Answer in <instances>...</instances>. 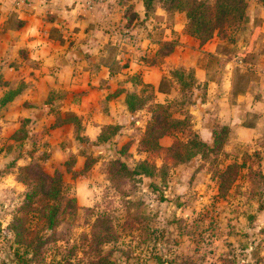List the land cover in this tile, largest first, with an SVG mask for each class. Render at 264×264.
<instances>
[{
  "label": "rangeland",
  "instance_id": "374dc122",
  "mask_svg": "<svg viewBox=\"0 0 264 264\" xmlns=\"http://www.w3.org/2000/svg\"><path fill=\"white\" fill-rule=\"evenodd\" d=\"M205 1L212 4L215 0ZM246 2V21L227 27L224 38L215 35L207 45H224L227 55L218 51L220 56L205 53L202 64L207 67V75L200 78L192 93L185 98L176 91L166 99L174 105V111L179 108L188 114L190 121L191 127L185 133H175L176 139L186 142L195 133L201 140L208 139L212 147L213 131L217 133L218 144L207 157L197 155L180 164L163 152H139L144 131L132 117L127 118L131 122L129 130L118 132L114 126L109 127L99 142L74 145L64 131L66 139L52 159L46 158L48 149L36 154L34 146L7 152L6 137L1 138L0 264H264V0ZM186 24L184 14L162 10L146 24L136 22L143 35L152 34L155 40L165 32L176 40L179 35L172 30L184 33ZM195 43L189 41L188 45ZM144 46L149 45L145 42ZM172 66L173 63L169 67ZM217 83L224 90L220 102L216 100ZM139 90L142 92L135 98H147L153 93L149 87ZM227 98L229 103L224 100ZM205 99L208 107L204 109L201 103ZM149 104L150 108L155 105ZM230 105L238 108L233 125L225 131ZM198 110L207 111L203 122L208 126L194 129L198 122L190 112ZM144 116L137 117L142 119L143 127ZM240 125L255 128L253 132H242ZM173 140L170 137L161 144L169 146ZM4 151L7 155L2 158ZM22 151L33 153L46 173H59L63 203L75 197L81 207L76 219H62L54 230L41 234L48 242L38 255L18 244L11 229L29 191L17 178L19 168L31 162L16 165L14 158ZM71 154L80 158L71 162ZM117 160L125 162L130 170L146 160L156 166L155 174L111 180L110 164ZM91 161L97 162L91 165ZM235 163L240 166L238 176L227 191L220 193L217 173ZM96 221L109 222L110 241L102 243L100 253H94L91 260L86 253L89 247H84L83 242L94 238L92 226ZM42 226L37 215L30 214L26 227L41 230Z\"/></svg>",
  "mask_w": 264,
  "mask_h": 264
},
{
  "label": "crops",
  "instance_id": "0c3cea01",
  "mask_svg": "<svg viewBox=\"0 0 264 264\" xmlns=\"http://www.w3.org/2000/svg\"><path fill=\"white\" fill-rule=\"evenodd\" d=\"M159 10L167 12L158 6L154 16ZM150 19L153 15L146 14L144 0H0V141L6 137L7 152L34 146L36 154L48 149L46 158L52 159L66 139L64 131L68 141L80 144L73 124L55 125L58 116H76L84 142H99L106 126L126 132L131 126L128 117L143 133L152 114L145 108L131 112L126 104L128 95H139L142 90L138 89L147 84L154 88V103L169 104L167 97L180 92L171 75L178 68L193 69L199 84L207 75L203 55L220 56L217 44L207 47L215 37L201 44L185 28L184 33L174 28L179 35L176 40L166 32L155 40L152 34L143 35L136 25L138 20L146 24ZM173 41L174 51L155 63L160 44ZM189 41L197 43L189 46ZM145 42L153 48L145 47ZM217 84L216 100L220 102L224 90ZM224 100L229 103L228 98ZM201 106L208 107V100ZM230 107L224 122L228 126L233 125L238 106ZM140 114L145 115V127L142 119H137ZM190 115L198 122L194 129L208 126L203 122L206 110ZM23 125L24 138L14 137ZM254 128L239 126L242 132ZM203 141L208 143V139ZM6 155L4 151L2 158ZM14 159L21 166L32 157L22 151Z\"/></svg>",
  "mask_w": 264,
  "mask_h": 264
},
{
  "label": "trees",
  "instance_id": "16d2710c",
  "mask_svg": "<svg viewBox=\"0 0 264 264\" xmlns=\"http://www.w3.org/2000/svg\"><path fill=\"white\" fill-rule=\"evenodd\" d=\"M144 5L147 15H154L156 8L161 5L168 14L184 13L187 18V24L185 27L186 33L192 37L197 38L201 44L210 41L215 35L220 38H224L227 35L226 28L234 27L240 23L246 21V0H215L214 3H209L205 0H144ZM176 47V43L165 42L161 43L157 52L156 62H160L165 56L170 55ZM217 51L221 54L227 55L226 46L218 45ZM174 81L178 84L180 92L185 96L190 95L194 89L197 79L195 77V71L193 69L185 70L178 68L172 72ZM142 84V82H140ZM145 88H154L151 85L142 84ZM159 91H162V85H160ZM188 97V96H187ZM148 103H154V94L152 93L147 98H135L133 95H128L126 104L131 112H135L138 109L147 107L152 114L151 122L146 126L144 134L139 142V152H163L165 156L174 160L176 163H185L190 161L191 158L197 155L208 156L209 152H214V146L218 144L217 133L213 131L214 144L211 147L208 143L201 140L199 136L193 133V137L186 142H182L175 137V133L180 130L184 131L191 127L189 125L188 114L186 115L182 111H179L177 107L183 105L181 102H177L175 105L177 110H173V106L169 104L155 103L150 108ZM71 123L74 125L75 138L79 142H84L85 139L81 137L80 132L82 129L81 123L75 116H66L62 118L58 116L56 119V126ZM247 127H253V125H245ZM106 126L102 129L99 136V140L103 141L102 136L108 130ZM20 129L16 133V136L24 138L22 136V130ZM118 129V126H114V130ZM225 131L229 129V126L224 125ZM115 133V131H113ZM164 137H174V140L169 146H163L161 140ZM129 143L126 147H129ZM221 149V147H218ZM32 160L29 164L19 168L18 180L28 186L29 191L25 195V201L22 206L19 207L14 223L11 224V229L16 235V241L18 244L25 245L28 249H32L35 254L41 253L42 247L48 242L47 238L41 234L45 230H54L62 219H76L78 216V210L81 208L75 197L67 199L65 203V196L63 194L62 176L59 173L53 175L46 173L39 161L33 157V153H29ZM71 162H75L76 155L71 154ZM96 161H91L93 165ZM70 166V164H68ZM113 166L109 169V173L114 178H126L134 176H152L155 174L156 166L150 164L146 160L139 162L135 169L130 170L125 162L122 160L113 161L110 164ZM68 166V171L70 167ZM72 166V165H71ZM239 164H231L227 169L217 173L218 175V188L220 193H224L229 189L232 183L236 180L239 171ZM114 177V178H113ZM30 214H35L38 217V224H42L41 230L29 229L26 224L29 222ZM100 217V216H99ZM102 218L106 216L101 215ZM98 218L97 220H99ZM95 230L94 238H85L83 246H88L89 249L86 253L91 259L94 253H100L99 248L102 243L109 242V235L111 228L109 222L96 221L92 226ZM99 233V234H98ZM92 255V256H91ZM92 260V259H91ZM101 264V263H100Z\"/></svg>",
  "mask_w": 264,
  "mask_h": 264
}]
</instances>
